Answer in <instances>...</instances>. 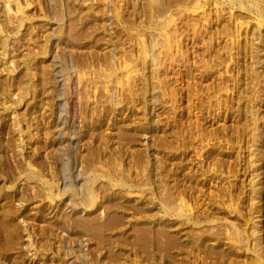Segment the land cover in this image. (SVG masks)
<instances>
[{
    "label": "rangeland",
    "instance_id": "rangeland-1",
    "mask_svg": "<svg viewBox=\"0 0 264 264\" xmlns=\"http://www.w3.org/2000/svg\"><path fill=\"white\" fill-rule=\"evenodd\" d=\"M0 264H264V0H0Z\"/></svg>",
    "mask_w": 264,
    "mask_h": 264
}]
</instances>
